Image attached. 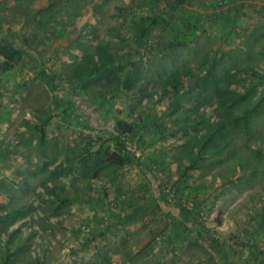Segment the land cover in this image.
Returning <instances> with one entry per match:
<instances>
[{
    "label": "rangeland",
    "instance_id": "rangeland-1",
    "mask_svg": "<svg viewBox=\"0 0 264 264\" xmlns=\"http://www.w3.org/2000/svg\"><path fill=\"white\" fill-rule=\"evenodd\" d=\"M3 41L0 264H264V0H0Z\"/></svg>",
    "mask_w": 264,
    "mask_h": 264
},
{
    "label": "trees",
    "instance_id": "trees-1",
    "mask_svg": "<svg viewBox=\"0 0 264 264\" xmlns=\"http://www.w3.org/2000/svg\"><path fill=\"white\" fill-rule=\"evenodd\" d=\"M144 25L146 27H143L142 29V37H147L151 31L152 28L154 27H160L162 26L163 28H166L168 26L167 21H165L162 18H156V17H146ZM188 41V37H186L185 31H181L180 33H177L172 41V48H180L186 46V43ZM22 55V51L19 48H16L14 45L6 42H0V56L1 58L4 59L6 64H14L17 63L20 60V57ZM99 92L92 93L93 96L98 95ZM101 97L104 96V94L99 95ZM114 131L116 134H114L115 138H118V136L122 133L126 132H131L132 131V126L129 123H126L124 121H117L116 124L114 125ZM113 131V132H114ZM43 133V132H42ZM44 138V137H43ZM44 140V139H42ZM122 148V153L118 152H112L108 154V158L105 159L102 163L101 162H93L95 165H104V167H123L126 164H129L134 161V157L132 156L131 153L125 150V148L120 145ZM99 154V153H98ZM84 161V160H83ZM67 163L72 164L73 161L70 160V158L67 157L66 160ZM92 168V170L94 169ZM103 169V167H100ZM6 206L3 204H0V209L2 211L6 210Z\"/></svg>",
    "mask_w": 264,
    "mask_h": 264
},
{
    "label": "built area",
    "instance_id": "built-area-1",
    "mask_svg": "<svg viewBox=\"0 0 264 264\" xmlns=\"http://www.w3.org/2000/svg\"><path fill=\"white\" fill-rule=\"evenodd\" d=\"M123 140V144L126 146V150L129 152H134V150L132 149V147L130 146L129 142L126 141L124 138L122 139ZM137 155V154H136ZM239 242H244L243 238H239Z\"/></svg>",
    "mask_w": 264,
    "mask_h": 264
}]
</instances>
